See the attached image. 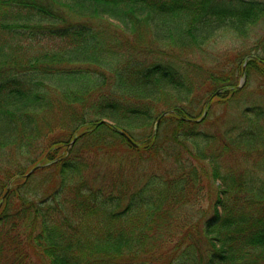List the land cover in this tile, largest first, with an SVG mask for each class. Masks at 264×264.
<instances>
[{
    "label": "trees",
    "instance_id": "obj_1",
    "mask_svg": "<svg viewBox=\"0 0 264 264\" xmlns=\"http://www.w3.org/2000/svg\"><path fill=\"white\" fill-rule=\"evenodd\" d=\"M260 22L264 0H0V262L264 264Z\"/></svg>",
    "mask_w": 264,
    "mask_h": 264
},
{
    "label": "rangeland",
    "instance_id": "obj_2",
    "mask_svg": "<svg viewBox=\"0 0 264 264\" xmlns=\"http://www.w3.org/2000/svg\"><path fill=\"white\" fill-rule=\"evenodd\" d=\"M249 35L253 36V38L263 37L264 36V22H260V24H257L256 27H254L252 29V31L249 33ZM250 42L251 41L249 39L237 36L233 32H227L226 34L222 35V37H217V40L212 43V45H213L212 49H213V51H216V52H214V54L223 52V53H225L226 58L233 60L237 53L243 52V50H246L247 48L251 47ZM212 49L209 47L210 52H212ZM221 57H224V56L221 55ZM243 63H242V68H243ZM245 72H246V70H245ZM242 74H243V69H242ZM242 74H240L238 76L237 85L241 84L242 88L244 87L245 93L249 94V93L254 92L255 90L258 92L257 86H258V83L260 81L258 72L252 69L250 72L246 73V78L244 80H242ZM215 107H217V110H216V114H217L221 111V108L219 106H215ZM163 110H165V109H163ZM102 120L109 122L105 118ZM39 175L40 174H38V173H34L30 177V184H32L31 186L35 190L38 189V187H36V185H37L36 181L38 179H40ZM34 184H36V185H34ZM37 186H39V185H37ZM38 190H37V192H38V194H40V191H38ZM8 256L11 257V255H8ZM2 260H1L0 264H2ZM3 264H7L6 260L3 261Z\"/></svg>",
    "mask_w": 264,
    "mask_h": 264
},
{
    "label": "water",
    "instance_id": "obj_3",
    "mask_svg": "<svg viewBox=\"0 0 264 264\" xmlns=\"http://www.w3.org/2000/svg\"><path fill=\"white\" fill-rule=\"evenodd\" d=\"M250 56H248L247 58H246V60L249 58ZM246 60L244 61V63H243V74H242V80H244L245 78H246V72H245V66H246ZM242 85L240 84V85H238V87H241ZM218 92V91H217ZM217 92H215V93H217ZM167 113V111H164L163 113H162V115H164V114H166ZM206 114V111H204L203 112V114H202V116L199 118V119H196V121H199L200 119H202V117L204 116ZM102 121H104V122H106L105 120H102ZM158 122H159V119H157L156 120V125L158 124ZM122 135H124L126 138H127V140L133 145V146H136L137 145V143H135V142H133L132 141V139L124 132V131H119ZM75 139H76V136L69 142V144L68 145H71V144H73V142L75 141ZM46 165V164H45ZM43 165H40V164H36L34 167H32L26 174H25V176L27 177L28 175H30L35 169H37V168H39V167H42ZM8 189H9V187H7V189H6V192L4 193V195L7 193V191H8Z\"/></svg>",
    "mask_w": 264,
    "mask_h": 264
}]
</instances>
